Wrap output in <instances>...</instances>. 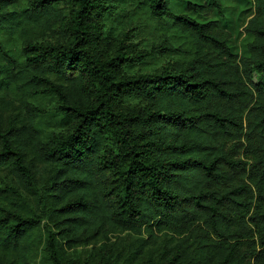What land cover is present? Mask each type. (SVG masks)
Here are the masks:
<instances>
[{"label": "trees", "instance_id": "trees-1", "mask_svg": "<svg viewBox=\"0 0 264 264\" xmlns=\"http://www.w3.org/2000/svg\"><path fill=\"white\" fill-rule=\"evenodd\" d=\"M173 1L0 0V264H264V0L247 55Z\"/></svg>", "mask_w": 264, "mask_h": 264}, {"label": "rangeland", "instance_id": "rangeland-1", "mask_svg": "<svg viewBox=\"0 0 264 264\" xmlns=\"http://www.w3.org/2000/svg\"><path fill=\"white\" fill-rule=\"evenodd\" d=\"M213 0H174L171 5V10L175 13H188L196 17L200 21L219 20L226 29L231 33L230 45L233 51L240 55H247V42L250 36L244 31V27L249 18L254 13L253 0H223V14L220 15L217 9L208 11L207 14L194 13L188 10L189 2H196L199 4L211 3ZM135 7V8H133ZM138 5L127 6V11L116 18L110 19L108 22V30L114 33L116 38H121L127 34L125 42L131 48L138 51L154 49L158 39L156 38V31L154 29L155 21L150 19L147 13L142 9H138ZM144 26V29H143ZM135 28V30H133ZM163 62L162 58L158 56L150 58L147 64H137L131 68V71L143 70L152 71ZM121 235H124L121 234ZM86 250L89 248H85ZM148 255L141 262H147Z\"/></svg>", "mask_w": 264, "mask_h": 264}]
</instances>
